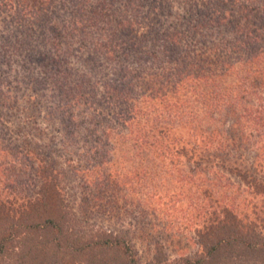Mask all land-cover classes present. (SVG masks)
I'll list each match as a JSON object with an SVG mask.
<instances>
[{
  "label": "rangeland",
  "instance_id": "rangeland-1",
  "mask_svg": "<svg viewBox=\"0 0 264 264\" xmlns=\"http://www.w3.org/2000/svg\"><path fill=\"white\" fill-rule=\"evenodd\" d=\"M103 6L107 16L89 24L96 30L92 41L104 44L111 35L126 48L135 46L137 51L129 54L131 60L114 58L109 69H102L98 65H107L106 51L98 58L93 55L94 62L89 65L83 48L72 61L73 72L78 71L76 79L85 80L88 86L90 101L86 105L80 102L70 109L61 105L59 98L42 99V104L29 101L37 94L24 81L25 64L20 67L5 61L24 55L32 47L35 58L57 57L52 43H71L72 23L84 19L81 13L87 16L90 10ZM254 9H264L263 0H0V244L9 239L0 264H22L24 260L26 264H88L84 260H91L95 254L71 252V244L80 237L90 241L98 236L122 240L130 248L134 263L200 264L212 245L222 238L236 237L233 227H219L225 220L221 212L230 204L232 211L249 217L241 233L243 240L255 247H232L241 257L239 262L231 258L235 252L231 247L221 249V254L228 252L219 260L222 264H264V189L243 185L234 176L229 179L227 171H218L226 179L218 182L217 188L203 186L200 180L194 185L175 179L171 184L168 178L164 183L166 172L173 174L171 179L175 171L177 176L181 169L186 174L189 169L185 164L198 157L188 153L176 156L177 162L172 163L173 153L164 152L159 146L162 141L157 143L151 137L156 132L149 123V115L154 118L162 102L159 81L164 83V72L175 67L172 57L176 54L168 49L172 48L169 37L182 32L188 38L181 40L184 49L177 50L191 55L188 65L202 64L203 57L216 61L225 55L228 38L235 41L231 33L239 13ZM215 10L234 13L235 18L227 23L229 28L219 26ZM206 19H211L216 29L197 35L191 26ZM123 25L126 29L119 33ZM56 28L64 38L56 35ZM115 31L117 35H112ZM88 45L90 49L91 43ZM135 58H142L139 65L134 64ZM36 66H42L40 61ZM16 69L20 70V83L23 81L18 88L27 89L28 95L19 94L15 96L17 102L3 107L2 95L9 90L5 76L16 79ZM108 82L111 92L107 93ZM129 86L135 87L134 98L143 97L137 102L135 119L130 110L134 103H124V96L119 95ZM48 94L52 96L51 91ZM113 127L117 130L112 131ZM214 128L226 129L225 122ZM137 131L139 135L151 131L140 150ZM121 133L124 137L119 136ZM170 135L172 138L165 136V147L175 137L181 139V145L201 142L191 136L188 127L176 126ZM251 154L246 153L250 162ZM261 171L264 173L260 167L253 170L254 175H261ZM203 209L210 211L208 217ZM48 219L63 220L70 226L63 228V235L52 227L43 232L35 230ZM56 238L61 240V247L56 246ZM121 252H108V261L126 264ZM24 254L26 258L20 262Z\"/></svg>",
  "mask_w": 264,
  "mask_h": 264
},
{
  "label": "trees",
  "instance_id": "trees-1",
  "mask_svg": "<svg viewBox=\"0 0 264 264\" xmlns=\"http://www.w3.org/2000/svg\"><path fill=\"white\" fill-rule=\"evenodd\" d=\"M103 7L100 10H90L87 16L81 13V17H84V19L79 20L77 18L75 21L76 24H74V22L72 23L73 39L71 43H52V46H54L58 52L57 57H53V59H50L52 57H45V60L38 57L35 58L33 54L36 51L34 47H32L27 49L24 55L20 54L18 58H11L9 61H5L6 64L16 62V65L21 64L20 67L22 64H25L24 69L26 72L24 73L23 71V74H25L26 79L24 81L27 82L30 88H34L37 94L36 98L28 96L29 101L35 99L34 104H42V99L55 100V98H59L61 105H65L70 109L73 107L75 108L80 102L86 105V103L90 101V95H88L90 93H86L88 86L85 80H83L82 83L80 82L81 80L79 81L76 79L78 71L73 72V64L75 63L72 61V58L75 57V53L79 54L83 48L84 53L88 55V63L94 59L93 55L98 58L102 55V52L106 51L107 57L105 56L104 59L107 60V65L105 63L98 65L102 69H109V62L111 63V60H114V58L122 59L125 62L131 60L129 54L132 56L133 50L137 51V49L134 48L135 46L126 48V44H118L116 38L113 39L111 35L108 36V41L104 44H98L96 41H92L96 38V36L92 37L96 30L91 29L89 24L93 23L95 19L102 20L107 16L105 7ZM41 13L43 14L44 12ZM231 13V11L230 13L227 11L224 13L219 10L214 11V17L219 16V26L222 28L230 27L227 25L228 21L235 18L234 13H232L233 15H229ZM263 13L264 9H254L250 13L247 11L239 13V17L234 22V31L231 33V35L235 37V41L230 42L232 39L228 38L225 48L226 53L223 57H220L224 58V60H220L219 58L218 60L220 61H213V59H205V57H203L201 58L202 64H200L199 61V63H193V65L190 66L188 65V61L191 55L187 56L186 51L185 53L182 52V54L181 52H177L178 49H184L181 40L184 41V38H188L182 32H177L176 35H172V38L169 37L172 48L168 46V49L176 54L172 57V62L175 60V63H173L175 67L167 68L166 72H164L162 81L164 83L159 81L161 85L160 91L163 92V95L160 98V100H162L160 107L158 111H156L157 115H155L154 118L149 115L151 120L149 123H152L155 129L154 132H156L155 136L151 137L155 138L157 143L162 141V144L160 143L159 146L164 147V152H167V154L173 153L172 163L177 162L174 160L176 156H189L188 153H191V157L197 155L198 158H190L191 160L189 159V162L185 164V167L187 166V169H189V172L186 174V171L181 169L179 170L180 174L177 176V171H175V177L171 179L173 174L171 175L170 172H166V177L163 179L164 183L168 178H170L169 183L171 184L177 181L180 184L189 182L195 185L196 182L200 180L203 186L212 185L217 188L218 182L221 180L225 181L226 179V175L223 176L222 172L227 171V174L230 175L229 179L234 176L239 179L243 185L252 187L255 190L264 189L263 171H261V175H254L255 172H253L257 167L264 169V165H262L264 164ZM81 21H84V25L83 22L80 23ZM210 23L212 26H210ZM34 26L37 27L39 25L35 23ZM215 26V23L211 21V19L202 21L197 20V22L191 26V29L197 35H200L199 33L202 30H214L216 29ZM124 28L126 29V25H123L121 29L118 28L119 33H121ZM116 33L115 31L112 35ZM56 35L60 38L65 37L59 29H57ZM81 36L82 40L80 41L78 39H80ZM100 38L102 40L103 36ZM19 42L20 41H17L16 43L20 45ZM88 43L92 45L90 49H87L89 46ZM70 49H73V52L69 54ZM16 51L18 50L16 49ZM22 56L23 58H21ZM227 58L230 59L227 60ZM141 59L142 58L133 60L134 64L139 65ZM38 60L40 64H42L39 68L36 66V63H39ZM210 63L211 65H208ZM96 65L97 60L95 62V66ZM17 71L20 72V70L16 69V79L15 77L13 79L11 76H5L4 83H7L9 90L8 93H3L2 95L1 100L4 102L3 107L9 102H15V96L19 94L25 93L26 96L28 95L26 94L27 89L24 91L23 89L20 90L21 87L18 88V84L21 85L23 81L20 83V73H17ZM135 72L137 73V71ZM130 75H134V73ZM81 78L82 77H80V79ZM134 79L135 75L133 76V80ZM15 82H17V84H14ZM110 83L111 82L105 84L107 93L111 92ZM134 90V86H129L126 91H119V95L120 97L124 96V103L128 105L132 102L134 103L133 106L130 107V110L133 112L135 119L138 115V113H134L137 108V102H141L143 97L138 99L134 98V95H131L134 93ZM50 91L52 92L51 97L48 94ZM82 103H80V105ZM9 107H12L11 104ZM9 107L8 109H10ZM224 122L226 129L220 130V128H214L215 124L221 123L224 125ZM123 124H125V121ZM176 126L188 127L194 139H201L199 145H192L191 143L189 145L185 143L181 145V139L175 137L172 143L165 147V138H172L170 133L173 132V128ZM116 130L117 127H113L112 131ZM150 132H147V134L143 132L139 135V131H137L135 139L138 138L137 147L139 150L147 144L146 140H149L148 138H150V136H148V133ZM133 133H130L129 137H133ZM119 136L124 137L122 133ZM105 143L109 145V142ZM246 153H252L254 155L252 162L246 158ZM27 154L30 155V153ZM191 166H194V168H189ZM218 171L222 172L220 173ZM175 179L176 181H174ZM229 200L232 201V199ZM231 207H233L232 204L222 210L221 214L224 216L225 220L219 227L226 228L227 225L233 227L234 233L237 234L236 237H225L220 239L208 249L206 258L200 261V264H222L219 258L227 253L228 250L224 252V254H221V249H227L228 247L235 248V246L240 248L243 246L245 249L250 250L255 247L251 242L244 241V236L241 233V231H245V222L248 221L249 217L245 216L242 212L238 213L239 211H232L233 208L230 209ZM202 213L204 216L208 217L210 211L203 209ZM215 215L216 213H214V216ZM65 225L63 220L59 223L48 219L47 222L37 226V229H34H40V232H43L52 227L56 228V230L63 235V228L70 226L69 224L67 226ZM68 229L73 230L71 227ZM71 235L72 234H70V238ZM66 239L69 240V238ZM86 240L87 239H82L81 237L76 239L73 244H71L73 247L71 252L86 254V252L89 251L88 253L95 254L91 260H84L87 261L88 264H114L112 261H108L110 259L109 253L120 250L124 253L121 252V255L125 258L126 264H133L135 262L129 256L130 248L124 245L120 239L98 236L94 240ZM8 241L9 239H6L0 244V258L5 254ZM54 241L57 247L62 246V242L59 238L54 239ZM43 246H46L45 243H43ZM29 247H31V245H29ZM234 248H232V250L235 251V255L233 254L231 258L234 257L236 260L235 262H239L238 258L241 257L236 256V249ZM256 250H258L257 247ZM20 257L21 262L25 254ZM232 261H234V259H232ZM23 263L26 264V261L24 260ZM189 264H197V262Z\"/></svg>",
  "mask_w": 264,
  "mask_h": 264
}]
</instances>
